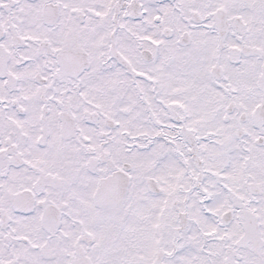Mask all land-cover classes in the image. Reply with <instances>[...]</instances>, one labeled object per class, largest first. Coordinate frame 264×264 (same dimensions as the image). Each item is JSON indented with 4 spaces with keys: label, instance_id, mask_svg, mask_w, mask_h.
Returning <instances> with one entry per match:
<instances>
[{
    "label": "snow or ice",
    "instance_id": "1",
    "mask_svg": "<svg viewBox=\"0 0 264 264\" xmlns=\"http://www.w3.org/2000/svg\"><path fill=\"white\" fill-rule=\"evenodd\" d=\"M0 264H264V0H0Z\"/></svg>",
    "mask_w": 264,
    "mask_h": 264
}]
</instances>
